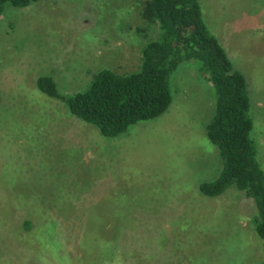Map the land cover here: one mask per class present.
Here are the masks:
<instances>
[{
	"label": "rangeland",
	"instance_id": "1",
	"mask_svg": "<svg viewBox=\"0 0 264 264\" xmlns=\"http://www.w3.org/2000/svg\"><path fill=\"white\" fill-rule=\"evenodd\" d=\"M143 1L5 5L0 264H264L253 199L233 186L214 197L198 189L218 176L221 158L205 133L213 88L196 60L171 74L166 111L112 137L36 86L45 74L72 93L101 68L135 70L141 46L156 34L141 18ZM199 3L246 77L251 135L264 169V0ZM100 231L102 238L94 237Z\"/></svg>",
	"mask_w": 264,
	"mask_h": 264
},
{
	"label": "trees",
	"instance_id": "2",
	"mask_svg": "<svg viewBox=\"0 0 264 264\" xmlns=\"http://www.w3.org/2000/svg\"><path fill=\"white\" fill-rule=\"evenodd\" d=\"M34 1L0 0V17L6 4L22 7ZM141 18L156 34L141 46L135 70L120 73L101 68L85 89L72 93L60 92L55 79L45 74L36 78V86L62 101L76 117L96 125L101 134L112 137L137 121L166 111L172 99L171 74L183 61L196 60L213 88L214 111L205 133L221 158L218 176L199 182L198 189L214 197L233 186L251 197L256 209L254 229L264 239V169L251 135L253 119L245 75L208 28L199 0H144ZM97 220L102 223L103 219ZM24 225L31 226V222L25 219ZM100 232L94 237L102 238Z\"/></svg>",
	"mask_w": 264,
	"mask_h": 264
}]
</instances>
